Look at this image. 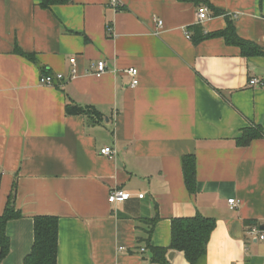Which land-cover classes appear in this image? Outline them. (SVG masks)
<instances>
[{"label": "crops", "instance_id": "0c3cea01", "mask_svg": "<svg viewBox=\"0 0 264 264\" xmlns=\"http://www.w3.org/2000/svg\"><path fill=\"white\" fill-rule=\"evenodd\" d=\"M44 1L0 0V215L12 193L21 212L1 264H24L37 215L59 217L57 264H190L172 226L197 214L215 222L202 264H264V54L202 37L231 22L264 51V0Z\"/></svg>", "mask_w": 264, "mask_h": 264}, {"label": "trees", "instance_id": "16d2710c", "mask_svg": "<svg viewBox=\"0 0 264 264\" xmlns=\"http://www.w3.org/2000/svg\"><path fill=\"white\" fill-rule=\"evenodd\" d=\"M183 2H194L196 4H206L208 0H180ZM45 5L52 3V0H45ZM220 13H224L221 11ZM220 35L224 36L228 42L236 44L243 49L246 54H264L262 47L252 41L239 37L235 31L233 24L230 22L228 28L218 33H209L202 37ZM71 112H79L78 109ZM258 136L256 133L247 132L244 138L239 140L242 145H247L253 138ZM185 181L189 190L193 191L196 182L195 158L184 159ZM12 196L13 193H12ZM9 198L6 210L0 215V264L8 255L11 249V239L7 233V223L14 218L21 216V212L17 211L12 198ZM215 222L211 218L197 214L194 217L176 218L173 220L172 226V242L171 247L181 250L185 253L190 264H202L206 247L210 235L214 229ZM59 237V217L53 215H37L35 217V240L31 252L25 257L24 264H57ZM166 248H162L164 253ZM163 264H167L164 256L159 258Z\"/></svg>", "mask_w": 264, "mask_h": 264}, {"label": "built area", "instance_id": "2783aa9c", "mask_svg": "<svg viewBox=\"0 0 264 264\" xmlns=\"http://www.w3.org/2000/svg\"><path fill=\"white\" fill-rule=\"evenodd\" d=\"M110 2L115 7L120 6L119 0H110ZM207 16H208V7H203L200 10V12L198 13V17L200 20H203V19L207 18ZM162 25H163V21L161 19H159L158 20V26L162 27ZM187 34H188V32H187ZM95 66H96V69H97L96 72L98 75L102 74L107 69V63L105 60H99ZM126 71L128 74H130L133 77L132 85L136 86L139 83V79L137 78L138 69L135 67H132V68L127 69ZM56 77L58 79H63L64 75L62 73H58L56 75ZM41 83L51 85L54 83V77H52L51 75L42 76L41 77ZM249 83L253 86H264V81L260 80L259 78H256V77L250 79ZM101 153H103L105 155L112 156L115 154V150L110 146H106V147L101 149ZM143 196H144L143 193L139 195V197H143ZM130 197H131V193L124 191V190H120V189H114L109 194L108 200H109V202L113 203V202H117V201H126ZM228 202H229L231 208H235L240 204V200H238L236 198H230L228 200ZM249 232L253 235H259V237L261 239H264V233L262 232L261 228L258 225H252L249 229Z\"/></svg>", "mask_w": 264, "mask_h": 264}]
</instances>
